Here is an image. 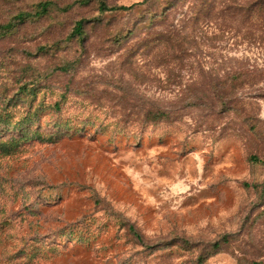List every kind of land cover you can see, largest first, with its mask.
Returning <instances> with one entry per match:
<instances>
[{
	"label": "rangeland",
	"instance_id": "1",
	"mask_svg": "<svg viewBox=\"0 0 264 264\" xmlns=\"http://www.w3.org/2000/svg\"><path fill=\"white\" fill-rule=\"evenodd\" d=\"M142 1L0 0V264H264V32Z\"/></svg>",
	"mask_w": 264,
	"mask_h": 264
},
{
	"label": "trees",
	"instance_id": "2",
	"mask_svg": "<svg viewBox=\"0 0 264 264\" xmlns=\"http://www.w3.org/2000/svg\"><path fill=\"white\" fill-rule=\"evenodd\" d=\"M160 0H143L142 2L132 4L130 6H108L106 3L101 2L99 4V11L101 14H111V15H132L136 12H139L144 9V11H149L148 7L153 6ZM162 1V0H161ZM166 3V13H169L181 0H164ZM212 0H202V3L206 7L211 5ZM52 4L50 2H42L38 4L34 12H24L20 13L13 18L12 21L7 24L0 25V36H4L12 32L17 26H20L26 23L29 20L37 19L47 15L50 11ZM233 12L238 13L244 22L248 23L253 27H257L259 30L264 32V0H248L244 3H234L229 6ZM150 9V8H149ZM208 9L204 10L207 11ZM153 19V18H151ZM153 20L149 22L144 21L142 27L146 25H152ZM86 21H78L73 31V37L81 38L84 35ZM130 230L139 238L138 234L135 231L134 226H130ZM215 248H218L219 245L215 244Z\"/></svg>",
	"mask_w": 264,
	"mask_h": 264
}]
</instances>
